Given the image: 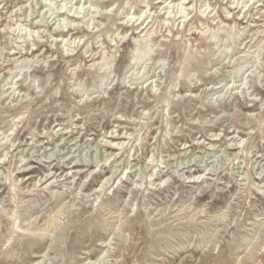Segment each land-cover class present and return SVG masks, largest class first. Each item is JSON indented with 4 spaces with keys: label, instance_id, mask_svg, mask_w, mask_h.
Masks as SVG:
<instances>
[{
    "label": "rangeland",
    "instance_id": "1",
    "mask_svg": "<svg viewBox=\"0 0 264 264\" xmlns=\"http://www.w3.org/2000/svg\"><path fill=\"white\" fill-rule=\"evenodd\" d=\"M0 264H264V0H0Z\"/></svg>",
    "mask_w": 264,
    "mask_h": 264
},
{
    "label": "bare ground",
    "instance_id": "2",
    "mask_svg": "<svg viewBox=\"0 0 264 264\" xmlns=\"http://www.w3.org/2000/svg\"><path fill=\"white\" fill-rule=\"evenodd\" d=\"M171 1L175 2L176 0H171ZM185 2H186V1H185ZM161 3H162V2H161ZM187 3H188V2H187ZM190 3H191V2L189 1L188 4H190ZM170 4H171V2H170ZM144 23H145V21H144L141 25H144ZM38 24H39V23H38ZM147 27H148V26H146L144 29H142L141 33H142L145 29H147ZM212 36L215 38V37H217V34H214V35H212ZM151 53H152V49H150V48H145V49H143V50H140V51H138L136 54H134L133 56L130 57L129 64L131 65L133 61H135V64H138V63H140V62L142 61V59H143L145 56H147V55H151ZM129 64H128V65H129Z\"/></svg>",
    "mask_w": 264,
    "mask_h": 264
}]
</instances>
